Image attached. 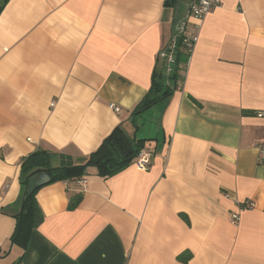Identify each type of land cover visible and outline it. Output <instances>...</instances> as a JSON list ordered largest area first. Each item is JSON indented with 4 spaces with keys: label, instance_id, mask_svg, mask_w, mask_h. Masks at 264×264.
I'll list each match as a JSON object with an SVG mask.
<instances>
[{
    "label": "crops",
    "instance_id": "obj_1",
    "mask_svg": "<svg viewBox=\"0 0 264 264\" xmlns=\"http://www.w3.org/2000/svg\"><path fill=\"white\" fill-rule=\"evenodd\" d=\"M189 3L4 6L0 264L21 256L18 264H264V0H220L201 22L182 82L155 105L150 134L137 136L140 115L130 118L175 27L185 22L193 32ZM116 126L129 140H149L148 169L133 160L103 177L89 167L80 179L43 186V221L25 250L12 246L21 160L43 150L53 167L81 164ZM247 203L253 207L240 211Z\"/></svg>",
    "mask_w": 264,
    "mask_h": 264
},
{
    "label": "trees",
    "instance_id": "obj_2",
    "mask_svg": "<svg viewBox=\"0 0 264 264\" xmlns=\"http://www.w3.org/2000/svg\"><path fill=\"white\" fill-rule=\"evenodd\" d=\"M9 0H0V13ZM189 60V54L184 49L183 38L176 39L173 51V65L169 74L165 73V62L156 57L154 70L151 77L150 88L141 101L132 109L131 119L141 115L159 102L166 100L182 82L181 72ZM149 140H129L125 137L121 126H116L102 141L99 147L91 152L83 163H69L53 167L50 162L51 154L37 150L21 160L20 185L22 197L20 210L15 215L16 226L11 238V245L25 250L29 243L31 233L43 221V214L37 204V191L45 185L56 182H68L80 179L86 169L94 167L103 177L112 176L137 157L139 152L146 148ZM47 174L49 183L35 187L39 175ZM80 201V195L70 197L68 208L74 209ZM19 258L17 264L20 262Z\"/></svg>",
    "mask_w": 264,
    "mask_h": 264
},
{
    "label": "built area",
    "instance_id": "obj_3",
    "mask_svg": "<svg viewBox=\"0 0 264 264\" xmlns=\"http://www.w3.org/2000/svg\"><path fill=\"white\" fill-rule=\"evenodd\" d=\"M219 5H220V0H190V3L188 5V17L189 20H192L193 32L187 33L186 23L185 22L179 23L173 30V34L171 35L167 45L164 48H162L157 54V57L160 60H164L165 62L166 74H169L172 69L173 51H174L176 39L182 36L184 49L189 54L190 57L198 41V32L201 28L202 20L207 15L212 13L216 8H218ZM110 108L116 113L120 112V109L118 107H115L114 105H110ZM262 116H264V114ZM258 151H259V162L261 163V165L264 166V143L258 147ZM151 158H152L151 150L149 148H144L139 152L137 157L134 159L133 164L137 169L146 171L150 165ZM80 184L83 185L84 180L80 181ZM252 207L253 205L251 203H247L245 205H241L239 207V210L242 211L244 209H251ZM230 219L233 225L237 224L239 222L238 213H232Z\"/></svg>",
    "mask_w": 264,
    "mask_h": 264
},
{
    "label": "rangeland",
    "instance_id": "obj_4",
    "mask_svg": "<svg viewBox=\"0 0 264 264\" xmlns=\"http://www.w3.org/2000/svg\"><path fill=\"white\" fill-rule=\"evenodd\" d=\"M152 108L143 112L136 120V126L138 127V131H136L137 136L141 137L144 136V134L148 136L150 134V129L154 128L156 123L155 120L158 116V108L157 106H155L153 109ZM128 124H130V122H128ZM131 129L134 131L133 127Z\"/></svg>",
    "mask_w": 264,
    "mask_h": 264
},
{
    "label": "water",
    "instance_id": "obj_5",
    "mask_svg": "<svg viewBox=\"0 0 264 264\" xmlns=\"http://www.w3.org/2000/svg\"><path fill=\"white\" fill-rule=\"evenodd\" d=\"M49 177L47 174L43 173L41 175H39V177L37 178L36 182H35V187H40L42 185H45L47 183H49Z\"/></svg>",
    "mask_w": 264,
    "mask_h": 264
}]
</instances>
